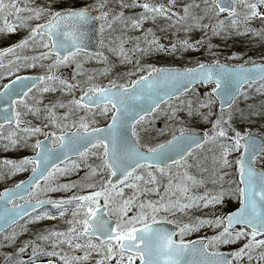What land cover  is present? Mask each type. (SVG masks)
Listing matches in <instances>:
<instances>
[{
    "label": "snow or ice",
    "instance_id": "6c2138e0",
    "mask_svg": "<svg viewBox=\"0 0 264 264\" xmlns=\"http://www.w3.org/2000/svg\"><path fill=\"white\" fill-rule=\"evenodd\" d=\"M129 8L142 11L126 15ZM21 30L17 42L0 49V80L7 78L0 86V148L33 155L0 161L5 179L31 171L0 192V248H11L0 264L45 257L46 264H264V167H257L264 139L236 127L264 120V99L249 103L253 86L264 97V63L222 62L212 42L249 35L264 41V0H0V34ZM90 31L100 34L101 48L107 33V50L120 63L135 62L127 81L101 86L95 69L88 74L87 61L108 60L89 50ZM187 53L207 59L184 68L145 62ZM37 68L42 72L18 75ZM61 68L69 74H57ZM161 114L164 128L156 129ZM98 116L109 122L94 126ZM82 169L78 180L61 182ZM49 192L72 195L41 198ZM70 207L66 230L43 228L19 239L29 225L64 219ZM178 213L187 222L169 219ZM205 228L212 234L184 239Z\"/></svg>",
    "mask_w": 264,
    "mask_h": 264
},
{
    "label": "rangeland",
    "instance_id": "374dc122",
    "mask_svg": "<svg viewBox=\"0 0 264 264\" xmlns=\"http://www.w3.org/2000/svg\"><path fill=\"white\" fill-rule=\"evenodd\" d=\"M37 2H39V0H37ZM79 2L80 3H94L95 0H79ZM127 2L130 3L131 0H127ZM140 2H148L151 4H159V3L166 4L167 0H140ZM140 11H142V9H139V8L125 9L126 15H132V14L138 13ZM223 15H226V14H223ZM9 19H11V18H9ZM257 21L253 22V27L258 28L260 26V25H257ZM97 23H99V22H97ZM163 23H165V21H163V20L157 21V24L162 25ZM152 26L153 25L150 21L145 23V27H152ZM129 34L139 35L140 32H130ZM159 34L160 33H157V35H159ZM6 35L12 36L13 39L16 40V39H19V37L21 35H23V31L21 30V31H18L17 33H14V34H0V48H2L1 46L3 44H5L9 41L7 38H5ZM180 35H182V34H180ZM249 36H246V37H249ZM99 37H100V35H99ZM217 39L218 38H213L214 44H216ZM105 41H106L105 47L101 48V50H102L101 52H103L104 55L106 57H108L107 63H105L103 60L92 59V60L87 61L84 64V68L87 70L88 74H93L92 70H94V69L96 70V72L94 74V76H95L94 82L101 85V86H106L109 83V81L113 80V79H116L118 83H123L129 79V77L127 76V72L130 69H132L135 62L133 61V64H122V63H120L119 58L113 56L107 50V33L105 34ZM253 42H254V45H256V47L258 48V50L255 52H252L250 54H248V52H247L248 50H244L245 47L243 46L242 42H238V41L233 42V41L229 40V42L227 44L221 43V44H219V47L217 50L218 51L217 58H219L220 60H223L227 63H231V64L243 63L245 61L252 59V57H254V59L257 61H260L256 58V56H262V61H263L264 60V41H260L259 38H254ZM232 53H239L242 55L243 58L240 60H228L227 57L229 55H231ZM22 54L31 55L32 53L26 51L25 53H22ZM8 58H11V57H7L6 59H8ZM206 59H207V57L205 55H201L199 53H196V54L187 53L184 55V57L182 59H179V58L174 59L171 56L162 55L160 57H150V58L146 57L145 62L151 63L156 67H159V66L193 67V66H195L196 60L204 61ZM45 63H48V61H45ZM72 67H74V66H72ZM106 67L109 69V71L107 72V74H104L103 69H105ZM37 72H42V70H40L39 68H37V69H22L21 72L18 73V75H21L22 73L34 74ZM69 72H70V69L61 68L57 74L67 76L69 74ZM131 78L135 79L136 77L133 76ZM81 79H83V77H81ZM6 82H7V78L4 80H0V86H2ZM196 87L200 93H202L204 91V86L198 85ZM255 87L256 86H254L252 89H249V92L252 94V98L249 100V103H257L258 104L261 101V99H264V97H262L259 93L255 92ZM46 95H48V94H46ZM56 95H59V93H57ZM240 106L244 107V101L243 100L240 101ZM161 107L164 108L165 106L162 105ZM81 114H83V113H81ZM109 118H110V116H109ZM109 118L98 116L96 118L97 123L94 126H99V125L101 126V125L106 124L108 122ZM29 119H30V117H29ZM164 121H165V116L163 114H161L159 116V118L154 121V127L156 129L164 128ZM236 127L242 131L243 130H250L252 133L264 137V120H262L259 116L253 117L251 123L241 124L240 122H237ZM155 139L159 140L160 142L163 141V137L156 136ZM32 153L33 152L31 149L20 148L17 150L4 151L2 148H0V161H2L4 159H19L22 156H25V155L29 156ZM236 155H238V154L233 153L232 158H234ZM89 162L90 163L96 162L95 158H92ZM257 167L258 168L264 167V164H260L259 162H257ZM83 172H84V170L82 169L79 173L80 177L83 175ZM191 172L193 174H196L195 169H192ZM29 173H31L30 170L26 171V172L18 173L15 176H11V177L7 178V180H8L7 183L8 182H12V184L17 183V182L21 181ZM75 175H77V174H75ZM73 179H74V177H72V175L69 177H61V180L63 182L66 180H73ZM166 183H167V177H165L161 181V187H160V193L161 194H163V192H164L163 185ZM4 184H5L4 179L2 177H0V189L2 187H4ZM86 191H90V190L86 189L85 192ZM126 191H129V190H126ZM193 191L194 192L195 191H201L202 192L203 189L202 188L199 190L193 189ZM71 194H72V192H49L46 195L41 196V198H48V197H51L52 195L67 196V195H71ZM143 198L144 197H142V199ZM147 198L157 199L158 197L155 194H148ZM232 204L235 205L236 207H238V201L233 200ZM45 210H47V209H45ZM229 210H234V208L229 209ZM42 211H44V210H42ZM53 213H55V212H53ZM130 215H131V213H130ZM68 218L69 219L71 218V207L69 208L68 212L66 213V217L64 219L57 218L56 220H42L39 222L37 227H33L32 225H29V232H26L23 235H21L19 237V239L20 240L28 239V238H30V235L33 234L35 231H39L40 229H43V228L56 229V230H66L69 227V225H67L65 223V219H68ZM169 219H176L177 221L182 220L184 222H187L189 217L182 216L181 214L178 213L176 215V217L170 216ZM53 225L55 227H53ZM205 234L211 235L212 230L207 229V228L201 229L199 232H193L192 234L185 236L184 239L185 240H191V239L203 236ZM176 239H179L178 234L176 236ZM238 246H239L238 244L237 245L224 246V247H222V250L227 251L229 248H236ZM65 248H66V246H65ZM4 251H11V248H8V249L0 248V256L3 255ZM93 256H95V254H93ZM53 258H54V261L57 259L55 257H53ZM47 259H48L47 257L43 258L39 262V264H46ZM138 263H139V261L137 260L136 264H138ZM113 264H114V262H113ZM245 264H247L246 261H245Z\"/></svg>",
    "mask_w": 264,
    "mask_h": 264
},
{
    "label": "trees",
    "instance_id": "16d2710c",
    "mask_svg": "<svg viewBox=\"0 0 264 264\" xmlns=\"http://www.w3.org/2000/svg\"><path fill=\"white\" fill-rule=\"evenodd\" d=\"M257 25H260V22L257 21ZM230 41H238V42H242L243 43V46L245 47L244 50H248V54L252 53V52H255L258 50V48L256 47V45H254V38L249 36V37H246V36H232L230 38H227V39H217L216 40V44H221V43H224V44H227L228 42ZM213 42V41H212ZM218 50V49H217ZM218 52V51H217ZM256 58L260 61H262V56H256ZM250 62L254 61L256 62L257 60L254 59V57H252V59L248 60ZM264 61V60H263ZM155 142V141H154ZM6 185H10V182L9 183H5Z\"/></svg>",
    "mask_w": 264,
    "mask_h": 264
},
{
    "label": "water",
    "instance_id": "95a60500",
    "mask_svg": "<svg viewBox=\"0 0 264 264\" xmlns=\"http://www.w3.org/2000/svg\"><path fill=\"white\" fill-rule=\"evenodd\" d=\"M96 23V22H95ZM88 46H89V50L96 52V51H101L100 50V44H99V36H98V31H90L89 32V38H88ZM224 62V61H222ZM264 62H260L257 64H261ZM173 68H180V67H173ZM103 127V126H102ZM258 138L263 139L262 137L256 135ZM28 179V178H27ZM25 179V180H27ZM14 186H10L7 188H13ZM6 188L2 189V191H4ZM55 199V198H53ZM18 201V200H17ZM19 204V203H18ZM169 231H175L177 229V226H175L174 224H165L164 225ZM139 264V263H138Z\"/></svg>",
    "mask_w": 264,
    "mask_h": 264
},
{
    "label": "flooded vegetation",
    "instance_id": "af4514ba",
    "mask_svg": "<svg viewBox=\"0 0 264 264\" xmlns=\"http://www.w3.org/2000/svg\"><path fill=\"white\" fill-rule=\"evenodd\" d=\"M21 36H22V35H21ZM21 36H20V37H21ZM20 37H19V38H20ZM5 38H7L9 41H8L7 43L3 44V45L1 46L2 48H0V49H3V48H5V47L10 46V45L14 44L15 42H17V40H18V39L15 40V39H13L12 36H7V35L5 36ZM4 45H5V46H4ZM24 74L26 75V73H22L21 75H24ZM34 74H36V73H34ZM34 74H32V75H34ZM6 83H7V82H6ZM158 126H159V125H158Z\"/></svg>",
    "mask_w": 264,
    "mask_h": 264
}]
</instances>
